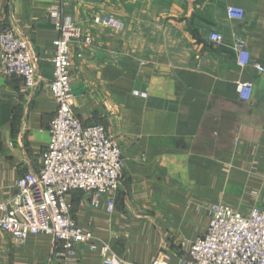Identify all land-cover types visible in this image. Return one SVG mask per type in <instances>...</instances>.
<instances>
[{
  "label": "crops",
  "instance_id": "obj_1",
  "mask_svg": "<svg viewBox=\"0 0 264 264\" xmlns=\"http://www.w3.org/2000/svg\"><path fill=\"white\" fill-rule=\"evenodd\" d=\"M229 6L243 8L244 18H231ZM54 7L92 38L70 46L74 111L84 124L104 125L125 157L112 213L104 197L93 206L85 192L69 195L83 229L122 264H179L205 234L210 204L264 209V72L254 65L264 66V0H0V31L13 27L39 58L33 87L0 65V200L39 171L50 140ZM99 13L124 27L95 24ZM235 35L252 54L247 66L237 61ZM238 82L254 83L249 101ZM62 252L52 235L17 244L0 230V264H102L87 245L70 262Z\"/></svg>",
  "mask_w": 264,
  "mask_h": 264
},
{
  "label": "built area",
  "instance_id": "obj_2",
  "mask_svg": "<svg viewBox=\"0 0 264 264\" xmlns=\"http://www.w3.org/2000/svg\"><path fill=\"white\" fill-rule=\"evenodd\" d=\"M231 18L242 19L245 10L237 6L227 8ZM51 17L59 29L54 41V74L50 83L57 103V111L50 125V140L42 154L38 172H27L16 185V192L0 200V230L9 233L17 244H24L30 234L52 235L61 248L63 259L72 261L82 245L98 250L102 264H122L119 254L91 230L83 229L72 214L73 191L91 196V204L98 206L105 199L106 210L116 208V194L121 184L125 157L121 146L108 134L102 124H84L74 111L72 84V55L70 46L75 40L91 43L81 27L70 17H61L54 7ZM92 21L118 31L124 21L107 14H96ZM211 39L222 42L219 33ZM237 61L240 66L252 63L246 40L234 36ZM39 58L29 42L16 30L5 27L0 31V65L7 76H20L28 87L36 82ZM258 70L264 66L255 62ZM253 82H238L240 99L249 101ZM209 225L204 235L190 244L179 264H264V209L254 206L243 213L230 206L214 203L207 207ZM153 264H169V258H159Z\"/></svg>",
  "mask_w": 264,
  "mask_h": 264
}]
</instances>
